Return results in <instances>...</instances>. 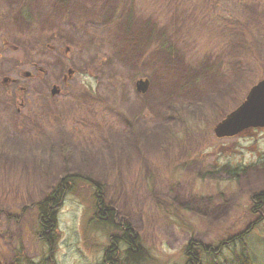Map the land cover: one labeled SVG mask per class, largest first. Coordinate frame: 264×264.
<instances>
[{
	"label": "rangeland",
	"instance_id": "obj_1",
	"mask_svg": "<svg viewBox=\"0 0 264 264\" xmlns=\"http://www.w3.org/2000/svg\"><path fill=\"white\" fill-rule=\"evenodd\" d=\"M262 78L264 0H0V264L125 263L119 238L106 260L118 233L94 183L139 264H188L190 242L211 249L200 264H239L226 243L248 229L249 264H264V129L214 133ZM71 174L49 246L36 204Z\"/></svg>",
	"mask_w": 264,
	"mask_h": 264
},
{
	"label": "trees",
	"instance_id": "obj_2",
	"mask_svg": "<svg viewBox=\"0 0 264 264\" xmlns=\"http://www.w3.org/2000/svg\"><path fill=\"white\" fill-rule=\"evenodd\" d=\"M205 1V0H203ZM238 1L239 3L245 2V0H234ZM252 3H260L261 0H246ZM230 13H234V10H229ZM22 13L27 17H29L28 9L26 6L22 8ZM233 14H223L224 19H229L232 20V24H236L238 28H241L244 30L243 26V21H242V16H231ZM231 18V19H230ZM246 25L248 24V21L245 23ZM247 36H251V33H248ZM253 39L247 38V41L252 42ZM244 40H240V46L245 48V43L247 42ZM2 42L4 43L3 39ZM214 46V45H213ZM258 47V46H257ZM249 48V47H248ZM246 48V49H248ZM259 48V47H258ZM252 57L258 61V63H261V56L259 55L258 52L255 53V50H257L254 47H252ZM62 51V49H60ZM244 59V58H243ZM219 58L215 59L214 65L218 63ZM221 61V60H220ZM219 61V62H220ZM214 66H212L213 68ZM211 69V67L209 68ZM217 71H221L220 67H217ZM83 179L82 176L80 175H67L63 177L60 182L55 186L54 189L49 194H46L43 197V200L39 201L36 204V210H37V221L39 225V231H38V237L40 240L43 242L47 243L49 246L56 242L58 239V234H57V222H56V214L58 207L61 205V201L63 200V197L69 193L70 191L74 190L81 182ZM87 182H89V178H85ZM85 181V180H84ZM91 182V181H90ZM94 185L97 186V192H96V198L98 201L97 204V211H96V218L101 220L99 222L112 226L114 230L117 231V236L116 234H113L112 238H120L124 243L128 244L127 248L124 250L125 251V260L124 262L129 264L130 261H135L136 264H139L141 261L144 259V254H143V249L139 245V238L138 235L134 232L133 228L129 226L126 223L117 222L116 221V216L114 215V210L111 208H108L104 205V198L100 195L101 188L98 183H94ZM255 199L257 200L256 205H254V210L257 209H263L264 208V195L263 194H257L255 196ZM258 209L256 211H258ZM257 222V221H256ZM255 222V223H256ZM254 222L252 223V225ZM252 225L250 227H252ZM251 229V228H250ZM249 230V229H248ZM244 231L242 233L234 235L232 238L227 241L228 244H238L241 247V254L236 255V259L238 260L239 264H249V256H248V250H247V244L246 241L244 240L245 235L247 231ZM115 231V232H116ZM117 243L114 239V242L111 244V247L106 250L105 256L107 257L106 260H109L112 258L113 254H115ZM193 247H198L197 249ZM219 249V248H218ZM115 250V251H114ZM198 252H205L206 254H211V249L208 245L202 244V243H194L190 242L187 250H186V255L188 256V264H192L193 261H197V264H200V260L198 258ZM116 255V254H115ZM120 255L115 256V260H112L111 264H122V260H119ZM29 264H32V261H28ZM123 263V264H125ZM37 264V263H36ZM38 264H52L51 263V258L45 257L43 260L38 262Z\"/></svg>",
	"mask_w": 264,
	"mask_h": 264
},
{
	"label": "water",
	"instance_id": "obj_3",
	"mask_svg": "<svg viewBox=\"0 0 264 264\" xmlns=\"http://www.w3.org/2000/svg\"><path fill=\"white\" fill-rule=\"evenodd\" d=\"M136 88L140 92H145L148 88V81L138 79ZM55 92L54 87L52 93ZM261 127H264V78L254 84L249 89L246 98L216 124L214 133L221 138L239 134L249 128Z\"/></svg>",
	"mask_w": 264,
	"mask_h": 264
},
{
	"label": "bare ground",
	"instance_id": "obj_4",
	"mask_svg": "<svg viewBox=\"0 0 264 264\" xmlns=\"http://www.w3.org/2000/svg\"><path fill=\"white\" fill-rule=\"evenodd\" d=\"M225 117H226V116H225ZM225 117H224V118H225ZM224 118H223V119H224ZM240 133H242V132H240ZM240 133H239V134H240ZM236 135H238V134H236ZM236 135H233V136H236ZM233 136H229V137H233ZM117 236H119V235H117ZM118 238H119V237H118ZM118 238H112V237H111V238H110V239H111L110 245L114 242V239H115V241H117ZM119 240H120V238H119ZM194 243H195V242H194ZM196 243H199V242H196ZM202 256H203V255H201V252H198V258H199L200 261H202V258H203Z\"/></svg>",
	"mask_w": 264,
	"mask_h": 264
},
{
	"label": "flooded vegetation",
	"instance_id": "obj_5",
	"mask_svg": "<svg viewBox=\"0 0 264 264\" xmlns=\"http://www.w3.org/2000/svg\"><path fill=\"white\" fill-rule=\"evenodd\" d=\"M262 129H264V128H253V129H248V130H249V131H250V130H253V131H254V130H262Z\"/></svg>",
	"mask_w": 264,
	"mask_h": 264
}]
</instances>
